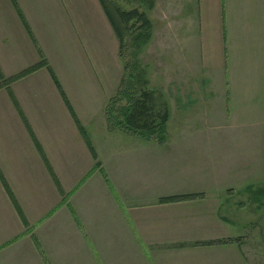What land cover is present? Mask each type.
Here are the masks:
<instances>
[{
    "label": "crops",
    "instance_id": "crops-1",
    "mask_svg": "<svg viewBox=\"0 0 264 264\" xmlns=\"http://www.w3.org/2000/svg\"><path fill=\"white\" fill-rule=\"evenodd\" d=\"M16 2L0 0V264H264V0H131L169 15L171 44L190 51V93L169 103L157 146L109 129L124 71L100 0ZM41 52L101 167L48 67L2 84ZM242 191L256 213L240 219Z\"/></svg>",
    "mask_w": 264,
    "mask_h": 264
},
{
    "label": "trees",
    "instance_id": "trees-1",
    "mask_svg": "<svg viewBox=\"0 0 264 264\" xmlns=\"http://www.w3.org/2000/svg\"><path fill=\"white\" fill-rule=\"evenodd\" d=\"M13 1L16 7H18L16 0ZM140 1L148 9L154 7V0ZM100 2L119 39L121 59L125 61V76L118 92V97L112 98L108 106L109 127L110 129L117 128L144 140L155 139L160 143L166 142L167 126L170 118L169 106L162 92L151 86L147 78V71L140 61V54L150 41L153 32V25L149 14L139 7L124 8L116 0H100ZM20 15L23 17L22 13ZM44 66L48 67L51 71L56 85L76 119L80 132L85 138L94 158L97 159L96 151L87 132L80 125L70 102L67 100L62 85L42 52L40 63L15 77L8 79L3 77L2 84L8 86L13 80ZM122 100L126 101L125 105L120 104ZM99 164L100 162H97V166ZM252 193L255 197L258 195L257 190H254ZM200 196L199 194L174 195L162 197L159 202H181ZM262 202L260 201L261 205L264 204ZM228 241L230 239L219 242Z\"/></svg>",
    "mask_w": 264,
    "mask_h": 264
},
{
    "label": "rangeland",
    "instance_id": "rangeland-1",
    "mask_svg": "<svg viewBox=\"0 0 264 264\" xmlns=\"http://www.w3.org/2000/svg\"><path fill=\"white\" fill-rule=\"evenodd\" d=\"M116 1L118 2V4L120 3V5L123 6L124 8H132V6H133V5H131L132 4L131 0H116ZM148 14H149V17L152 21L153 32H152L150 41L143 48V51L140 54V57H141L140 61H141L142 66L145 67V69L147 71V78L149 79L151 86L155 89H158V88L163 89V91L165 92L163 94L164 98L166 99L168 106H169L170 102L175 103L177 101L176 100L177 97L178 98L180 97L182 99L183 96H186L190 93L191 86H189V84H187V82H185V80H183V78L179 77V75H178L180 73L181 74L180 76H184V79L187 78L188 69L185 65V61H183L181 58L187 56L190 53V51H188V48L186 46L181 48V47H177L176 45L171 44V40H170L171 39L170 38L171 31L168 30V28L166 26L165 27L163 26V21H162L165 18V22L168 23V20L170 19L169 15H166L164 13H160L157 10H154ZM183 16H185V15L183 14ZM163 31L166 32V34L163 33L161 35V33ZM119 56L121 57L120 49H119ZM129 57H130V55H129ZM179 57H180V60H179ZM176 59H178L177 62L175 61ZM121 63H122L121 67L123 68L124 74H123L119 84L116 87V92L113 95H111L108 99V104H107L106 111H105L107 120H108L107 111H108V106H109L110 100L112 98L118 97V92L120 90L122 81H123L124 76H125V61H123V59H121ZM48 64H49V62H48ZM175 73L177 74V76ZM67 100H68V98H67ZM120 104L125 105L126 101L122 100L120 102ZM170 107H171V105H170ZM76 117H77V115H76ZM79 122H80V120H79ZM108 124H109V122H108ZM80 125L87 132L86 128L82 125L81 122H80ZM109 129H110V127H109ZM110 130L120 132V133H124L127 135H131V134L123 132L117 128L110 129ZM87 134H88V132H87ZM132 136H134V135H132ZM167 136H168V127H167ZM134 137H136V136H134ZM146 141H152L151 143L156 144V146L160 145L162 143L165 144V142L160 143L155 139L146 140ZM151 145H148V148H147L148 153H149V158H148V165L149 166H147V168H148L147 173L153 174L156 176V166H155L154 161L156 160L155 151L157 149L152 147ZM170 147H171L170 145L163 147L162 148L163 152H171ZM96 160H97V162H99L98 157ZM166 162L170 163V160H164V162H163L164 165H166ZM99 166L101 167V164H99ZM166 166L167 167L163 166L162 170H161L162 179H163L165 185H170L172 183V181H174V180L172 179V176H171L170 164L166 165ZM167 171H168V173H167ZM185 176H187V175H185ZM196 176H198V174H196V173L190 175V177H192L191 179H195ZM164 191H166V190H164ZM257 191H258V195L255 197V195L253 194V198L258 199L260 201H264V186H261L260 190H257ZM194 192H196V193H192V194L202 195V193H199L200 192L199 189L195 190ZM181 195H186V194H181ZM168 196H174V195H167V196H163V197H168ZM250 198H252V196H251V192H249V191H246V192L242 191L241 193L235 195L234 199L243 200L246 204L244 211L242 213L240 212L238 214V218L240 217V219H241V215L246 217V216H249L251 213H253V214L256 213V206L250 203V201H249ZM258 215H259V219H257V220L259 222H261V217L264 216V206L263 205L261 206V210L258 213Z\"/></svg>",
    "mask_w": 264,
    "mask_h": 264
}]
</instances>
